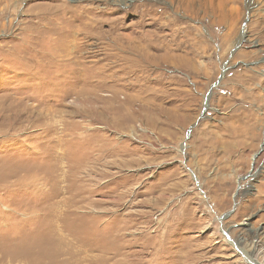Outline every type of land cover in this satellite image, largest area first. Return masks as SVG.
Masks as SVG:
<instances>
[{"label": "rangeland", "instance_id": "1", "mask_svg": "<svg viewBox=\"0 0 264 264\" xmlns=\"http://www.w3.org/2000/svg\"><path fill=\"white\" fill-rule=\"evenodd\" d=\"M0 264H264V0H0Z\"/></svg>", "mask_w": 264, "mask_h": 264}, {"label": "bare ground", "instance_id": "2", "mask_svg": "<svg viewBox=\"0 0 264 264\" xmlns=\"http://www.w3.org/2000/svg\"><path fill=\"white\" fill-rule=\"evenodd\" d=\"M104 11H106V10H104Z\"/></svg>", "mask_w": 264, "mask_h": 264}]
</instances>
